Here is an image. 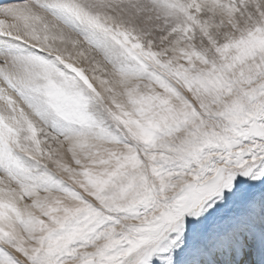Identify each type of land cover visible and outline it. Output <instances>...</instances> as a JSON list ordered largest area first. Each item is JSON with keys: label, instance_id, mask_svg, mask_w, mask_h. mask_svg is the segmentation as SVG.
<instances>
[{"label": "snow or ice", "instance_id": "snow-or-ice-1", "mask_svg": "<svg viewBox=\"0 0 264 264\" xmlns=\"http://www.w3.org/2000/svg\"><path fill=\"white\" fill-rule=\"evenodd\" d=\"M0 264H264V0H0Z\"/></svg>", "mask_w": 264, "mask_h": 264}]
</instances>
